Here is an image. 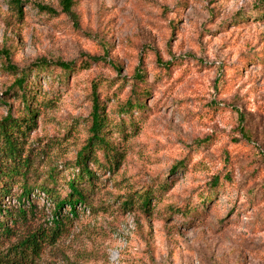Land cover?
Returning <instances> with one entry per match:
<instances>
[{"label": "rangeland", "instance_id": "1", "mask_svg": "<svg viewBox=\"0 0 264 264\" xmlns=\"http://www.w3.org/2000/svg\"><path fill=\"white\" fill-rule=\"evenodd\" d=\"M12 1L0 0V99L11 104L0 103V120L23 107L3 94L14 80L6 63L78 65L67 82L53 68L36 84L37 126L23 145L30 197L45 213L36 222L51 224L55 208L36 184L55 171L65 195L64 180L78 170L93 84L112 126L132 91L148 89L146 109L125 117L133 125L111 127L119 166L88 161L95 189L77 216L70 206L61 210L71 221L38 264H264L263 0H75L72 17L35 7L59 11L60 0H22L21 15ZM94 56L102 59L79 67ZM138 70L145 81L133 85ZM226 174L232 181H223ZM217 175L219 192L202 207L200 193ZM22 182L8 204H17ZM145 190L155 192L148 211L124 205Z\"/></svg>", "mask_w": 264, "mask_h": 264}, {"label": "trees", "instance_id": "2", "mask_svg": "<svg viewBox=\"0 0 264 264\" xmlns=\"http://www.w3.org/2000/svg\"><path fill=\"white\" fill-rule=\"evenodd\" d=\"M264 3V0L262 1ZM12 4L20 15L23 14L22 0H13ZM75 0H60L61 10L42 3L35 4L40 14L56 16L60 13L73 16ZM102 58L94 56L80 68L88 67L92 62H98ZM169 65V63L167 64ZM7 71L14 75V80L3 93L5 96L14 97L22 105V113L14 115L10 111L7 116L0 120V264H38L43 251L54 245L62 236L66 224L71 221L67 215H62L61 210L65 206L71 207V214L78 215L76 207L78 203L85 204L87 198L95 189V170L90 169L88 161L94 159L93 165L106 169L118 167L121 162L122 152L111 140L113 127L124 130L125 125H133L132 118L126 121L125 117H131L134 110L146 109L143 100L148 95V89L132 91L131 96L120 107L121 119L116 126H112L106 114L105 104L99 96V84L94 83L92 88V111L90 113V137L87 143L78 151L74 168H78L75 176L70 180H64L68 192L63 195L57 191L59 179L55 171H50L47 177L38 184V189L54 203L51 224L36 222L38 214L45 215L38 210L36 204L30 197L34 186L29 185L28 176L31 171V160L29 155H24V144L32 130L37 126L39 116V99L36 92V84L39 83L41 75H49L51 69L58 68V81L67 82L71 73L77 70L78 65L74 60L64 61L61 59L49 61L41 58L27 68H18L12 62L6 63ZM45 73V74H44ZM35 76V81L31 79ZM145 72L138 70L133 75V85L145 81ZM4 101V102H3ZM6 98H1L0 103L5 104ZM11 107V104H5ZM112 127V128H111ZM126 132L124 133V135ZM101 150L105 157V165L98 157L97 151ZM183 161L179 162L182 166ZM178 170V167L175 171ZM21 193L16 196L17 204H8L6 199L12 196V185L20 183ZM223 181H232L230 175L223 176ZM220 177L214 176L210 182L208 192L200 193L201 206L207 205L215 197L221 187ZM155 199L153 190H145L136 199L132 196L125 200L124 205L138 203L144 211H148Z\"/></svg>", "mask_w": 264, "mask_h": 264}]
</instances>
